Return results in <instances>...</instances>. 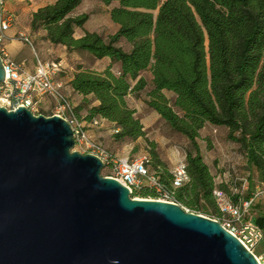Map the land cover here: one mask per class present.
<instances>
[{
  "label": "trees",
  "instance_id": "trees-1",
  "mask_svg": "<svg viewBox=\"0 0 264 264\" xmlns=\"http://www.w3.org/2000/svg\"><path fill=\"white\" fill-rule=\"evenodd\" d=\"M97 1L117 4L110 19L119 30L109 37L96 32L75 37V29L90 17L71 16L83 0H58L34 13L31 21L34 30L46 31L52 45L109 61L102 73L78 69L71 87L85 100L76 115L85 109L87 122L101 119L114 125L116 142H135L147 133L127 99L147 92L146 106L190 143L185 159L189 181L182 187L173 188L172 173L148 142L153 171L179 206L197 215L220 213L215 179L197 141L207 125L227 129L228 139L245 153L251 174L264 182V0ZM94 101L99 104L92 106ZM249 181L254 184L253 178ZM131 197L155 196L142 188ZM257 208L251 222L264 229V201Z\"/></svg>",
  "mask_w": 264,
  "mask_h": 264
},
{
  "label": "water",
  "instance_id": "water-1",
  "mask_svg": "<svg viewBox=\"0 0 264 264\" xmlns=\"http://www.w3.org/2000/svg\"><path fill=\"white\" fill-rule=\"evenodd\" d=\"M75 146L64 118L0 107V264H259L218 221L131 197Z\"/></svg>",
  "mask_w": 264,
  "mask_h": 264
},
{
  "label": "built area",
  "instance_id": "built-area-1",
  "mask_svg": "<svg viewBox=\"0 0 264 264\" xmlns=\"http://www.w3.org/2000/svg\"><path fill=\"white\" fill-rule=\"evenodd\" d=\"M14 21L15 17L5 8V0H0V58L5 69V79L0 84V107H5L10 111H15L18 107H25L35 115H42L35 108L43 98L51 97L56 102L54 115L64 118L73 129L75 148L79 147L82 150L81 154L98 157L103 164V171L110 170L109 175L105 177H110L127 187L131 196L142 188H148L155 196L154 199L149 200L179 205L173 191L167 188L159 176L152 171L149 155L138 156V158L114 157L99 142L89 136L86 125L78 119L76 109L64 94L62 85L54 80L63 71L62 63L37 61V68L31 74L13 62L6 49L8 39L6 32L14 25ZM21 37L25 43L30 44L28 38ZM94 124L98 123L94 122ZM172 176L174 189L182 187L189 181L183 161L174 169ZM213 194L220 215L224 219L223 227L238 238L249 252L254 254L259 264H264V254L257 257L254 252L255 247L264 242V229L257 227L252 222L245 221L246 214L250 212L255 203L260 199L264 200V183L258 185L253 196L243 198L237 204L227 201L225 194L216 187ZM204 217L219 222V219L215 217ZM238 234L241 237H238Z\"/></svg>",
  "mask_w": 264,
  "mask_h": 264
},
{
  "label": "rangeland",
  "instance_id": "rangeland-1",
  "mask_svg": "<svg viewBox=\"0 0 264 264\" xmlns=\"http://www.w3.org/2000/svg\"><path fill=\"white\" fill-rule=\"evenodd\" d=\"M76 11L71 15L72 17L81 14H90L89 22L82 29L84 32H96L104 37L113 35L116 30V24L110 19V12L117 4L111 6L103 5L97 0H84ZM125 49L128 48L123 43ZM57 47L47 45L45 48V54L47 60L50 62H58L57 59ZM69 64L73 65L74 69L82 68L83 70L95 71L102 73L109 67L108 59L96 60L91 55L84 52L73 53L69 59ZM114 71H117V67H114ZM145 78L150 81V75L146 73ZM165 95L169 99H173L171 93L166 92ZM45 103L40 102L36 106V110L42 115L53 116L55 113L56 102L51 97H47ZM147 92L142 93L139 97H128V105L134 109L137 113V117L140 119L144 126L148 128L146 131V138H139L137 141L125 140L123 142H116L113 138L115 131L111 125L105 124L100 127V131H104L106 135L96 140L103 148L111 153L114 157L123 158L129 156L130 158H138V156L149 155L150 147L148 142L155 144V151L159 156L160 161L164 160L162 164H166L167 170L173 168V163H185L186 154L190 149V143L184 136H179L174 133L165 122H163L158 114L152 109L146 106ZM78 117V116H77ZM80 120V118L78 117ZM81 121V120H80ZM84 121H86L84 119ZM83 123V121H81ZM93 128L100 126L101 123L94 124L87 122ZM86 129H87V124ZM228 130L224 128H216L214 126L207 125L200 131V137L198 138L199 148L204 158V162L209 166L211 175L215 179L216 188L225 194L227 201L237 204L235 198L238 201L247 198L248 195L253 196L257 191L258 185L261 183V178L258 174L253 173L248 167L246 156L240 145L228 139ZM77 153H82V150L78 147L74 149ZM152 171L155 170L153 166ZM110 170L102 171L103 176L109 175ZM249 177L253 178L254 184L251 185ZM263 199L258 200L255 203V207L262 205ZM252 208L245 216V221L250 223L252 218L257 215V208ZM204 216L215 217L219 219L221 224L224 223L223 217L220 213L207 214ZM238 237H241L238 234ZM254 252L257 257L264 254V242L255 247Z\"/></svg>",
  "mask_w": 264,
  "mask_h": 264
},
{
  "label": "crops",
  "instance_id": "crops-1",
  "mask_svg": "<svg viewBox=\"0 0 264 264\" xmlns=\"http://www.w3.org/2000/svg\"><path fill=\"white\" fill-rule=\"evenodd\" d=\"M57 1L58 0H5V8L7 12L15 17L14 25L6 32V37L8 38L6 42V49L7 52H9L13 62L22 66V68L27 73L32 74V72L36 70L37 61H40L41 63L50 62V60H47L44 50L47 45H50L52 47L54 46L47 39L46 31L34 30L32 28L31 21L33 14L38 12L40 9H44L48 5L55 4ZM116 26L117 32L119 30V26ZM83 28H85V26ZM83 28L75 29L74 35L77 39L82 38L85 36L86 33L91 32H84L82 31ZM21 36L28 38L30 40V44L25 43V41L22 40ZM55 47H57V59H59L58 62L62 63L63 71L61 72V74L57 75L54 80H56L62 85V90L64 94L69 98L71 104L77 110L79 106L83 105L85 98L78 93L76 94L71 87V82L73 81L72 79L78 72V69H74L73 65L69 64L68 62L69 57L73 53H69L65 49V47L61 45ZM149 75L151 77V74ZM151 79L152 77L150 78V80ZM91 99L92 98H88V100ZM46 100V98H43L40 102L45 103ZM98 104V101H94L92 103V106H96ZM86 116L87 111L85 109L79 112L78 117L81 121H83L84 124H87L88 134L95 141L106 135L104 131H100V127L108 123V125H111L114 129V125L112 123L106 122L101 119H96L94 121L101 123L100 126L90 128L91 126L86 123V121H84V118ZM147 128V126H144V130H146ZM161 162H164V160H161ZM178 164L179 163L177 162L173 163V168L169 170V172L172 173ZM164 166H166V164Z\"/></svg>",
  "mask_w": 264,
  "mask_h": 264
}]
</instances>
